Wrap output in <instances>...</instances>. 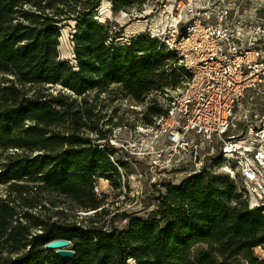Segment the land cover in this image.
I'll list each match as a JSON object with an SVG mask.
<instances>
[{"label": "trees", "instance_id": "16d2710c", "mask_svg": "<svg viewBox=\"0 0 264 264\" xmlns=\"http://www.w3.org/2000/svg\"><path fill=\"white\" fill-rule=\"evenodd\" d=\"M101 1L0 0V264H264V207L249 208L229 175L211 168L152 185L155 217L124 230L65 218V203L97 211L96 180L117 173L114 148L98 144L106 141L98 96L116 86L142 104L186 75L148 35L118 41L94 19ZM108 1L113 12L144 2ZM66 23L74 26V66L57 50ZM164 113L153 101L144 125ZM55 239L70 240L74 257L46 251Z\"/></svg>", "mask_w": 264, "mask_h": 264}, {"label": "built area", "instance_id": "2783aa9c", "mask_svg": "<svg viewBox=\"0 0 264 264\" xmlns=\"http://www.w3.org/2000/svg\"><path fill=\"white\" fill-rule=\"evenodd\" d=\"M140 7V16L149 12L143 34L173 54L172 67L186 75L160 94L165 113L137 128L147 138L120 147L125 160L145 163L150 184L160 187L210 169L204 155L216 143L219 170L251 185L257 199L249 208L264 207V121L240 103L247 91L264 98V0H144ZM238 123L241 134L233 133ZM94 193L101 195L98 187Z\"/></svg>", "mask_w": 264, "mask_h": 264}, {"label": "rangeland", "instance_id": "374dc122", "mask_svg": "<svg viewBox=\"0 0 264 264\" xmlns=\"http://www.w3.org/2000/svg\"><path fill=\"white\" fill-rule=\"evenodd\" d=\"M140 8L144 9L132 6L126 12H113L111 3L108 0H103L94 13V19L108 24L110 29L116 33L117 39L135 37L144 32L149 20V16H147L149 12L139 15ZM74 33L73 23L62 25L57 48L59 58L63 61H68L71 66H74ZM163 100V95L152 93L142 104H138L122 98L116 86L111 87L108 94H100L98 96L96 108L100 116L98 129L106 131V141H99L98 144L99 146L108 144L113 147L115 150L114 159H118L126 163V165L122 167L118 164L120 170L117 169V173L111 174V180H96L94 188L98 187L101 195L94 194L96 199L102 201V206L97 211H83L74 208L69 203H65L63 209L67 220L85 224L87 218H92L107 229L118 228L124 230L134 219L155 217L157 201L154 198L157 197V189L159 188H154L150 184L149 172L145 163L134 159L125 160L124 157H127L126 152L120 147L122 145H132L134 142L139 143L143 138H147L144 134H138L137 128L144 125L146 108L153 101L163 108ZM240 103L242 108L248 111L249 117L257 114L258 119L264 121V98L261 95H253L251 91H247ZM243 126V124L238 123L233 133L241 134ZM90 137L94 139L96 135L93 134ZM110 141H112V144ZM207 150L208 154L205 153L204 160L208 167L217 174L225 175L219 170L220 146L214 143ZM179 179V176H177L172 178V181L176 182ZM232 180L242 190L241 192L243 197L246 198L248 206L249 202L255 204L257 196L253 193L251 185H245L239 175H235ZM4 195L5 187L1 186L0 196L3 197ZM95 215H98V217H95ZM254 252L259 257L263 256V250L260 248L255 249Z\"/></svg>", "mask_w": 264, "mask_h": 264}, {"label": "water", "instance_id": "95a60500", "mask_svg": "<svg viewBox=\"0 0 264 264\" xmlns=\"http://www.w3.org/2000/svg\"><path fill=\"white\" fill-rule=\"evenodd\" d=\"M46 251H52L62 259L73 258L75 253L71 249V241L66 239H55L44 245Z\"/></svg>", "mask_w": 264, "mask_h": 264}, {"label": "crops", "instance_id": "0c3cea01", "mask_svg": "<svg viewBox=\"0 0 264 264\" xmlns=\"http://www.w3.org/2000/svg\"><path fill=\"white\" fill-rule=\"evenodd\" d=\"M252 94V93H251ZM246 95V94H245Z\"/></svg>", "mask_w": 264, "mask_h": 264}]
</instances>
